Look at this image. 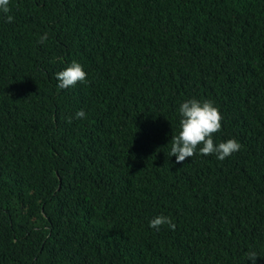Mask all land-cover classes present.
<instances>
[{"label":"trees","instance_id":"trees-1","mask_svg":"<svg viewBox=\"0 0 264 264\" xmlns=\"http://www.w3.org/2000/svg\"><path fill=\"white\" fill-rule=\"evenodd\" d=\"M8 7L0 264H252V251L264 264V0ZM73 61L86 80L59 89ZM189 99L214 102V143L235 139L238 152L221 161L201 144L176 163ZM160 215L175 229L149 227Z\"/></svg>","mask_w":264,"mask_h":264},{"label":"clouds","instance_id":"clouds-1","mask_svg":"<svg viewBox=\"0 0 264 264\" xmlns=\"http://www.w3.org/2000/svg\"><path fill=\"white\" fill-rule=\"evenodd\" d=\"M8 5L9 0H0V12L7 15L10 12ZM12 21L13 17L7 15V22L11 23ZM45 40H47V33L40 38L38 43L43 44ZM86 76L82 65L73 61L64 70L56 73L57 87L62 90L74 87L78 82H84ZM179 114L181 117L179 120L180 132L178 135H172L169 143L171 146L170 155L176 158V163H182L193 157L198 145L201 144L203 147L199 148L200 155H215L221 161L240 150L241 144L235 139H229L219 144L214 143L213 134L220 131L222 120L220 111L214 102L210 100H186L180 104ZM85 116L83 111L76 113L77 119H83ZM70 122L71 118H69ZM165 224L171 229H175V224L164 215L153 218L149 227L159 231L160 227ZM248 258L252 264H256L257 253L255 251L248 253Z\"/></svg>","mask_w":264,"mask_h":264}]
</instances>
